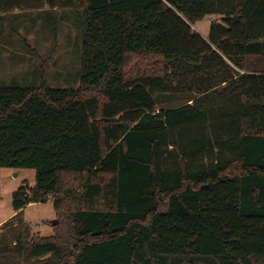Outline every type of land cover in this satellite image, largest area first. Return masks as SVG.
Returning <instances> with one entry per match:
<instances>
[{"label":"trees","instance_id":"obj_1","mask_svg":"<svg viewBox=\"0 0 264 264\" xmlns=\"http://www.w3.org/2000/svg\"><path fill=\"white\" fill-rule=\"evenodd\" d=\"M45 8L75 14L79 87H0V168L35 172L0 264H264V0H0Z\"/></svg>","mask_w":264,"mask_h":264},{"label":"rangeland","instance_id":"obj_2","mask_svg":"<svg viewBox=\"0 0 264 264\" xmlns=\"http://www.w3.org/2000/svg\"><path fill=\"white\" fill-rule=\"evenodd\" d=\"M48 10L0 14V87H79L81 40L75 14L66 8ZM215 20L219 17H205L192 30L205 39ZM189 95H155L154 102L157 110L176 107ZM34 182L33 170L0 168V228L13 214L11 194ZM23 220L34 237L52 236L59 222L50 201L26 206ZM54 220L57 223L52 225Z\"/></svg>","mask_w":264,"mask_h":264},{"label":"water","instance_id":"obj_3","mask_svg":"<svg viewBox=\"0 0 264 264\" xmlns=\"http://www.w3.org/2000/svg\"><path fill=\"white\" fill-rule=\"evenodd\" d=\"M56 223H57L56 220L52 221V225H55Z\"/></svg>","mask_w":264,"mask_h":264},{"label":"crops","instance_id":"obj_4","mask_svg":"<svg viewBox=\"0 0 264 264\" xmlns=\"http://www.w3.org/2000/svg\"><path fill=\"white\" fill-rule=\"evenodd\" d=\"M13 215H14V212H13V214H12V215H10L9 217H12ZM9 217H8V218H9Z\"/></svg>","mask_w":264,"mask_h":264}]
</instances>
